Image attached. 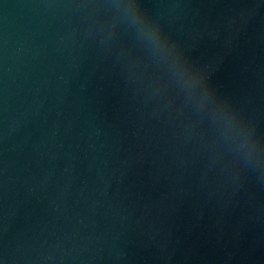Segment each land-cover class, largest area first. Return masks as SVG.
Listing matches in <instances>:
<instances>
[{
    "label": "water",
    "instance_id": "95a60500",
    "mask_svg": "<svg viewBox=\"0 0 264 264\" xmlns=\"http://www.w3.org/2000/svg\"><path fill=\"white\" fill-rule=\"evenodd\" d=\"M0 264H264V0H0Z\"/></svg>",
    "mask_w": 264,
    "mask_h": 264
}]
</instances>
